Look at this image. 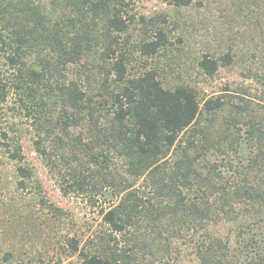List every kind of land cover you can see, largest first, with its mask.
<instances>
[{
  "label": "trees",
  "instance_id": "obj_1",
  "mask_svg": "<svg viewBox=\"0 0 264 264\" xmlns=\"http://www.w3.org/2000/svg\"><path fill=\"white\" fill-rule=\"evenodd\" d=\"M0 1L12 76L0 74V101L13 93L33 117L36 151L65 195L104 202L103 228L66 241L81 264H167L188 247L200 264H264V106L230 94L200 100L189 85L166 86L155 67L129 76L115 5L125 0ZM158 35L138 45L142 55L165 47ZM199 67L213 77L220 61L205 55ZM0 148L25 187L34 171L21 142L4 131Z\"/></svg>",
  "mask_w": 264,
  "mask_h": 264
},
{
  "label": "rangeland",
  "instance_id": "obj_2",
  "mask_svg": "<svg viewBox=\"0 0 264 264\" xmlns=\"http://www.w3.org/2000/svg\"><path fill=\"white\" fill-rule=\"evenodd\" d=\"M35 1L48 6L53 2ZM115 5L127 23L120 41L123 50L130 53L129 76L155 67L166 86L189 85L200 100L230 94L236 102L250 98L264 106V0H196L189 7L161 0H125ZM63 8V4L52 6L55 14ZM101 28L100 24L97 30ZM159 31L166 37L165 47L153 57L142 55L138 45L156 40ZM205 55L220 61L213 77L199 67ZM225 55L232 58L229 64L222 60ZM5 56L0 46V74L10 78ZM18 98L9 93L0 101V134L6 131L10 139L21 142L34 177L20 187L19 164L10 161L8 152L0 148V264H81L79 255L73 254L66 241L84 239L103 228L100 211L104 202L100 199L91 205L88 194L63 193L61 176L49 171L36 151V122ZM54 130L59 132L60 128ZM49 140L52 146L53 136ZM73 166L81 168L76 163ZM70 172L63 168L61 175L70 177ZM239 260L242 258L237 263ZM167 264L200 263L194 247H188L181 257L176 259L174 255Z\"/></svg>",
  "mask_w": 264,
  "mask_h": 264
}]
</instances>
